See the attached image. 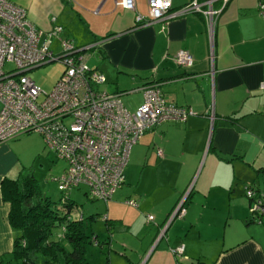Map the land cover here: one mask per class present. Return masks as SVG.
Returning a JSON list of instances; mask_svg holds the SVG:
<instances>
[{
    "label": "crops",
    "instance_id": "0c3cea01",
    "mask_svg": "<svg viewBox=\"0 0 264 264\" xmlns=\"http://www.w3.org/2000/svg\"><path fill=\"white\" fill-rule=\"evenodd\" d=\"M10 1L34 27L58 24L76 46L93 45L87 64L128 110L156 82L167 102L193 111L145 131L110 208L91 213L104 225L92 238L110 247L104 264H264V214L253 217L245 196L248 186L264 190V16L257 1L229 0L212 27L199 13L138 24L147 0H135V10L119 0ZM190 1L172 0V10ZM179 50L191 54V66L176 64ZM9 142H0V263L13 258L16 236L2 180L24 168ZM184 196V216L167 225Z\"/></svg>",
    "mask_w": 264,
    "mask_h": 264
},
{
    "label": "built area",
    "instance_id": "2783aa9c",
    "mask_svg": "<svg viewBox=\"0 0 264 264\" xmlns=\"http://www.w3.org/2000/svg\"><path fill=\"white\" fill-rule=\"evenodd\" d=\"M228 1L191 0L173 11L172 0H147V16L138 14L135 22L199 13L212 27ZM256 1L264 16V1ZM116 4L135 10V0ZM62 31L58 24L49 30L36 28L24 7L0 0V142L37 132L46 148L66 164L55 178L58 189L69 192L85 186L89 198L107 202L122 186L130 150L145 131L164 121H185L193 111L167 102L156 82L145 84L142 102L136 110H128L119 94L103 89L105 76L87 64L86 51L93 45L77 47ZM54 41L61 45L59 52L52 47ZM174 60L181 67L193 63L186 50H179ZM53 61H60L64 69L52 91L44 92L30 72ZM259 88L264 90V82ZM245 196L252 216L264 214V190L248 186ZM184 201L185 196L167 223L184 216ZM183 250L179 245L174 252L181 257Z\"/></svg>",
    "mask_w": 264,
    "mask_h": 264
},
{
    "label": "trees",
    "instance_id": "16d2710c",
    "mask_svg": "<svg viewBox=\"0 0 264 264\" xmlns=\"http://www.w3.org/2000/svg\"><path fill=\"white\" fill-rule=\"evenodd\" d=\"M22 173L4 178L1 184L3 199L10 203L9 222L16 231L11 252L16 263L88 264L86 245L102 244L87 228L96 214L75 216L79 209L70 198L71 191H61L56 204L31 175Z\"/></svg>",
    "mask_w": 264,
    "mask_h": 264
},
{
    "label": "rangeland",
    "instance_id": "374dc122",
    "mask_svg": "<svg viewBox=\"0 0 264 264\" xmlns=\"http://www.w3.org/2000/svg\"><path fill=\"white\" fill-rule=\"evenodd\" d=\"M143 15L146 16V13ZM52 47L56 52L61 50V45L58 41H54ZM11 67V64L6 65V69H11ZM63 69L64 65L60 61H53L33 69L30 74L44 92H51ZM42 97L43 94L40 95V98ZM9 143L12 150L19 155L21 162L24 164V168L21 170L22 174L24 176L31 175L38 184L40 191L50 197L54 203H59L62 194L58 189V182L55 178L66 167L65 162L56 159L55 155L46 148L41 135L37 132L22 134L10 140ZM86 192L85 186L73 188L70 192L71 200L76 203L80 212L85 216L91 213H105L110 208V204L107 207L106 202L103 200H90ZM87 228L89 233L96 230L97 232L99 231V234H102L104 231V225L99 220H93L88 223ZM107 254H111L108 246L102 250L93 243L86 245L88 264H104ZM0 264L17 263L14 258H10Z\"/></svg>",
    "mask_w": 264,
    "mask_h": 264
},
{
    "label": "water",
    "instance_id": "95a60500",
    "mask_svg": "<svg viewBox=\"0 0 264 264\" xmlns=\"http://www.w3.org/2000/svg\"><path fill=\"white\" fill-rule=\"evenodd\" d=\"M173 219H174V218H173ZM173 219H172V220H173ZM172 220H171V221H172ZM171 221H169V222L167 223V225H168ZM165 229H166V227H165L164 229L161 230V232H160L161 235L163 234V232L165 231ZM158 238H159V237H158Z\"/></svg>",
    "mask_w": 264,
    "mask_h": 264
}]
</instances>
